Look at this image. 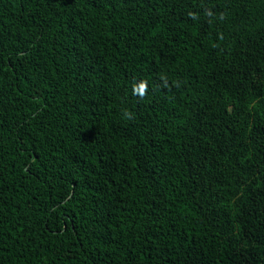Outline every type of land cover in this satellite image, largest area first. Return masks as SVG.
Listing matches in <instances>:
<instances>
[{
	"label": "trees",
	"instance_id": "obj_1",
	"mask_svg": "<svg viewBox=\"0 0 264 264\" xmlns=\"http://www.w3.org/2000/svg\"><path fill=\"white\" fill-rule=\"evenodd\" d=\"M0 264H264V0H0Z\"/></svg>",
	"mask_w": 264,
	"mask_h": 264
},
{
	"label": "clouds",
	"instance_id": "obj_2",
	"mask_svg": "<svg viewBox=\"0 0 264 264\" xmlns=\"http://www.w3.org/2000/svg\"><path fill=\"white\" fill-rule=\"evenodd\" d=\"M144 91H145L144 86L141 85V87H140V95H143L144 94Z\"/></svg>",
	"mask_w": 264,
	"mask_h": 264
}]
</instances>
